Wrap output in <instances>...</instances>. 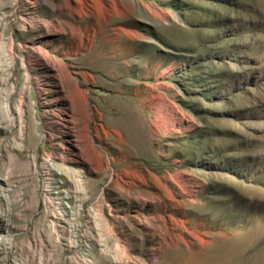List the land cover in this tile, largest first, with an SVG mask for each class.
<instances>
[{
    "label": "rangeland",
    "instance_id": "1",
    "mask_svg": "<svg viewBox=\"0 0 264 264\" xmlns=\"http://www.w3.org/2000/svg\"><path fill=\"white\" fill-rule=\"evenodd\" d=\"M27 255L264 264V0H0V264Z\"/></svg>",
    "mask_w": 264,
    "mask_h": 264
},
{
    "label": "bare ground",
    "instance_id": "2",
    "mask_svg": "<svg viewBox=\"0 0 264 264\" xmlns=\"http://www.w3.org/2000/svg\"><path fill=\"white\" fill-rule=\"evenodd\" d=\"M74 17V16H73ZM48 59V58H47ZM61 62V61H60ZM62 64V63H61ZM66 66V65H65ZM68 72V71H67ZM7 109V108H6ZM8 112V111H7ZM87 112V111H86ZM160 123V122H158ZM153 127L154 128H157V124H153ZM143 179V178H142ZM145 183V182H144ZM23 256V255H22ZM36 259V258H35ZM17 261V260H16ZM19 264H33L32 260L30 259V257L27 255L26 257H22L20 260H19ZM42 263V262H41Z\"/></svg>",
    "mask_w": 264,
    "mask_h": 264
}]
</instances>
